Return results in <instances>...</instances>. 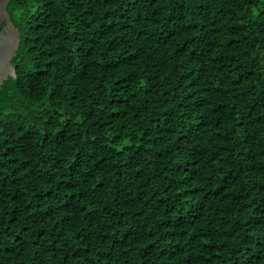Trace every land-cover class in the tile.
I'll return each mask as SVG.
<instances>
[{
  "label": "trees",
  "instance_id": "16d2710c",
  "mask_svg": "<svg viewBox=\"0 0 264 264\" xmlns=\"http://www.w3.org/2000/svg\"><path fill=\"white\" fill-rule=\"evenodd\" d=\"M5 10L0 264H264V0Z\"/></svg>",
  "mask_w": 264,
  "mask_h": 264
},
{
  "label": "water",
  "instance_id": "95a60500",
  "mask_svg": "<svg viewBox=\"0 0 264 264\" xmlns=\"http://www.w3.org/2000/svg\"><path fill=\"white\" fill-rule=\"evenodd\" d=\"M6 2L7 0H0V20L4 23L0 28V85L3 79L14 75L10 59L15 54L19 41L18 29L12 24L5 10Z\"/></svg>",
  "mask_w": 264,
  "mask_h": 264
},
{
  "label": "flooded vegetation",
  "instance_id": "af4514ba",
  "mask_svg": "<svg viewBox=\"0 0 264 264\" xmlns=\"http://www.w3.org/2000/svg\"><path fill=\"white\" fill-rule=\"evenodd\" d=\"M0 22H1V24H2V25H1V27H2V26L4 25L3 20H0ZM1 27H0V28H1Z\"/></svg>",
  "mask_w": 264,
  "mask_h": 264
}]
</instances>
